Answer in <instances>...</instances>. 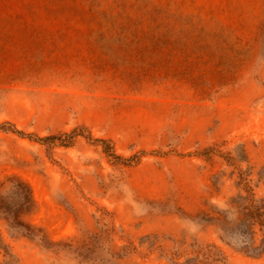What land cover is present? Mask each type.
Segmentation results:
<instances>
[{"label":"rangeland","instance_id":"obj_1","mask_svg":"<svg viewBox=\"0 0 264 264\" xmlns=\"http://www.w3.org/2000/svg\"><path fill=\"white\" fill-rule=\"evenodd\" d=\"M263 109L264 0H0V264H264Z\"/></svg>","mask_w":264,"mask_h":264},{"label":"trees","instance_id":"obj_2","mask_svg":"<svg viewBox=\"0 0 264 264\" xmlns=\"http://www.w3.org/2000/svg\"><path fill=\"white\" fill-rule=\"evenodd\" d=\"M18 134H23L21 133L20 131H16ZM111 155H113L114 157H116L117 159L119 160H123L121 157H118L116 155H114V153L112 151H110ZM19 190L20 191H24V193H22L23 195H21V193H19ZM10 195H17L18 198H19V201H18V204L17 205H24L26 204L28 201H29V198H30V195H29V192L26 190V187L24 184L22 183H16L14 189L11 191V194ZM0 212H5V207L2 205L0 206ZM14 224H19L18 222H14ZM20 225V224H19ZM77 251V249H73L72 252H75ZM79 251V252H78ZM78 253L76 252V254H80L82 251L80 249H78Z\"/></svg>","mask_w":264,"mask_h":264},{"label":"crops","instance_id":"obj_3","mask_svg":"<svg viewBox=\"0 0 264 264\" xmlns=\"http://www.w3.org/2000/svg\"><path fill=\"white\" fill-rule=\"evenodd\" d=\"M260 119L264 123V109L262 110V112H260ZM260 157H261L260 159L261 165L264 166V144L263 146H261Z\"/></svg>","mask_w":264,"mask_h":264}]
</instances>
